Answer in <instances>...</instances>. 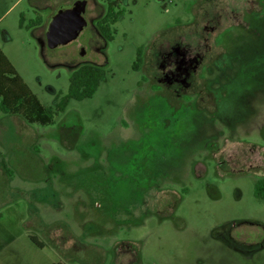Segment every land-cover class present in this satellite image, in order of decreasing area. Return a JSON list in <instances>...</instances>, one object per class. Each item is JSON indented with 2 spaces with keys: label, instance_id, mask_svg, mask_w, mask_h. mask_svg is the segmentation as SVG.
<instances>
[{
  "label": "rangeland",
  "instance_id": "obj_1",
  "mask_svg": "<svg viewBox=\"0 0 264 264\" xmlns=\"http://www.w3.org/2000/svg\"><path fill=\"white\" fill-rule=\"evenodd\" d=\"M73 1L0 0L3 52L55 112L0 113V264H264V0H119L110 40V0H85L79 35L49 48ZM84 63L96 91L58 111Z\"/></svg>",
  "mask_w": 264,
  "mask_h": 264
},
{
  "label": "trees",
  "instance_id": "obj_2",
  "mask_svg": "<svg viewBox=\"0 0 264 264\" xmlns=\"http://www.w3.org/2000/svg\"><path fill=\"white\" fill-rule=\"evenodd\" d=\"M124 12L119 0H110L106 4L104 15L96 21V26L106 40L112 39L110 25L115 23ZM41 16L37 13L32 25L41 23ZM143 61L142 49H138L137 59L133 65L135 69ZM103 68L84 63L74 68L69 76L67 94L60 97L56 104V109L62 111L69 99H83L91 97L96 91L102 77ZM0 113L10 115H21L28 123H39L48 125L54 122L55 112L52 108L41 104L38 97L32 92L27 83L18 74L17 70L0 48ZM254 195L264 201V181L257 179L254 184ZM30 240L39 247L40 241L34 236H29ZM51 264H65L63 262H53Z\"/></svg>",
  "mask_w": 264,
  "mask_h": 264
},
{
  "label": "water",
  "instance_id": "obj_3",
  "mask_svg": "<svg viewBox=\"0 0 264 264\" xmlns=\"http://www.w3.org/2000/svg\"><path fill=\"white\" fill-rule=\"evenodd\" d=\"M85 7V0H75L69 6L58 7L45 31L46 44L49 48L66 44L79 35L87 23Z\"/></svg>",
  "mask_w": 264,
  "mask_h": 264
},
{
  "label": "crops",
  "instance_id": "obj_4",
  "mask_svg": "<svg viewBox=\"0 0 264 264\" xmlns=\"http://www.w3.org/2000/svg\"><path fill=\"white\" fill-rule=\"evenodd\" d=\"M37 27H38V25H37ZM0 48L2 49L1 44H0ZM1 119L10 120V119H16V117H15V115L8 114V116H3V118H1ZM0 155H1V152H0ZM10 160H14V159H10ZM10 167H12L10 162L6 161L4 158L1 157L0 158V175H2L4 177L6 175V173L9 171Z\"/></svg>",
  "mask_w": 264,
  "mask_h": 264
},
{
  "label": "flooded vegetation",
  "instance_id": "obj_5",
  "mask_svg": "<svg viewBox=\"0 0 264 264\" xmlns=\"http://www.w3.org/2000/svg\"><path fill=\"white\" fill-rule=\"evenodd\" d=\"M69 6V5H68ZM58 9V8H57ZM52 18V17H51Z\"/></svg>",
  "mask_w": 264,
  "mask_h": 264
}]
</instances>
